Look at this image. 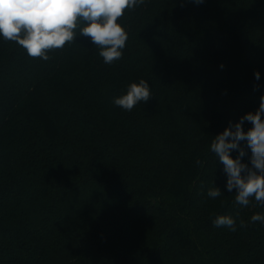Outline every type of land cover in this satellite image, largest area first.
Instances as JSON below:
<instances>
[{"label": "trees", "instance_id": "16d2710c", "mask_svg": "<svg viewBox=\"0 0 264 264\" xmlns=\"http://www.w3.org/2000/svg\"><path fill=\"white\" fill-rule=\"evenodd\" d=\"M118 23L112 64L79 29L47 61L0 36V264H264V205L235 202L210 148L264 95V0H144ZM141 79L149 101L116 106Z\"/></svg>", "mask_w": 264, "mask_h": 264}, {"label": "clouds", "instance_id": "9594fccd", "mask_svg": "<svg viewBox=\"0 0 264 264\" xmlns=\"http://www.w3.org/2000/svg\"><path fill=\"white\" fill-rule=\"evenodd\" d=\"M194 2L199 4L203 0ZM143 3L144 0H0V36L17 43L30 58L47 61L48 53L72 43L79 29L80 36L90 38L100 49L104 63L112 64L122 57L128 39L118 20L125 10ZM254 77L259 81V71L254 72ZM150 98L149 83L141 79L131 83L126 94L114 99V104L131 111L137 103H147ZM246 121L252 127L245 132ZM240 141H247L251 149V168L241 162L246 153ZM210 148L224 166L228 192L236 189L235 202L248 206L250 198L254 197L257 205H264V95L254 113H246L235 124L230 121L229 126L214 137ZM232 150L239 152L235 159L230 154ZM221 194L218 187L207 192L211 198ZM257 221L264 223V214L251 216V222ZM213 223L216 227L226 226L236 231V221L231 216H217ZM240 226L247 227V224L241 220Z\"/></svg>", "mask_w": 264, "mask_h": 264}, {"label": "rangeland", "instance_id": "374dc122", "mask_svg": "<svg viewBox=\"0 0 264 264\" xmlns=\"http://www.w3.org/2000/svg\"><path fill=\"white\" fill-rule=\"evenodd\" d=\"M145 141H147V140L145 139L143 142H145ZM150 143H152L151 147L153 148V150H157L158 143L156 145L155 144L156 141H153L152 139L150 140ZM158 147H159V145H158ZM160 150L162 151V149H160ZM162 154H164V153H162ZM163 156L166 158V154H164ZM158 162L159 161H158L157 157H154V158L152 157L149 164L156 165ZM161 170L162 169H160L159 171L157 170L158 172H160L159 173L160 177H162V174L164 173ZM154 188L156 189V187H154ZM157 222L160 225L161 222L160 221H157ZM159 225H157V223H153L152 221H151V223L150 222H146V223L144 222L143 226H145V228L140 232L139 237H133L130 239V241H131L130 245L133 246L136 244H147L146 240H149L150 237H152V235H154L155 238L156 237L159 238V234H161V229L163 228L162 226H159Z\"/></svg>", "mask_w": 264, "mask_h": 264}]
</instances>
